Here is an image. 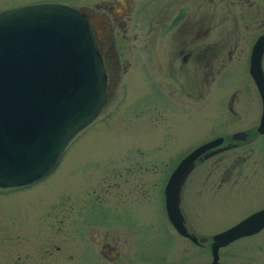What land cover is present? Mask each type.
Segmentation results:
<instances>
[{
  "label": "flooded vegetation",
  "instance_id": "obj_1",
  "mask_svg": "<svg viewBox=\"0 0 264 264\" xmlns=\"http://www.w3.org/2000/svg\"><path fill=\"white\" fill-rule=\"evenodd\" d=\"M67 5L83 12L90 26L106 75V103L112 105L111 112L125 104L140 117L154 113L152 117L161 122V139L174 134L166 120L165 104L171 112L187 114L188 122L197 117L196 111L207 112L223 128L190 142L200 141L174 162L172 170L194 148L216 141L194 159L180 183L179 212L165 211L166 183L158 186L156 198L163 211L158 212L153 238L162 247L160 258L146 257L144 228L135 238L127 221L121 240L124 248L111 238L98 237L92 239L97 248L78 246L76 259L64 255L63 263L264 264V219L257 214L264 209V199L254 203L243 200L251 192L264 197L259 92L264 86V43L257 66L254 63L255 76L251 71V59L264 41V0H92L90 4ZM84 7L89 8V14ZM149 89L155 90V97ZM138 90L143 91L142 100L128 101ZM169 115L175 121L176 116ZM145 128L158 134L157 127ZM119 189L118 183L106 185L98 188L93 198L99 200L111 190L117 197L123 195V202L128 197L127 202L129 191L124 187L121 194ZM187 194H201L204 206L216 204L218 209H192L185 205ZM101 210L96 208L92 215L104 221L114 219V213ZM126 215L129 220V213ZM174 216L176 219L170 220ZM206 224L210 226L206 228ZM196 250H201L204 258L195 260Z\"/></svg>",
  "mask_w": 264,
  "mask_h": 264
},
{
  "label": "rangeland",
  "instance_id": "obj_2",
  "mask_svg": "<svg viewBox=\"0 0 264 264\" xmlns=\"http://www.w3.org/2000/svg\"><path fill=\"white\" fill-rule=\"evenodd\" d=\"M45 1L80 6L92 0H0V9ZM83 9L89 14V8ZM123 91L121 89L126 98ZM149 93L155 97L154 89H149ZM127 98L140 101L143 91H135L133 97ZM111 106L105 103L99 115L74 135L58 164L47 175L25 186L1 189L0 264H64V255L72 254L71 261L76 259L78 246L97 248L92 239L98 237L111 238L121 245L127 221L135 238L139 229L144 228L142 245L146 247V257L160 258L162 247L153 238L160 220L158 212L163 211L156 198L158 186L165 183L177 158L200 141L190 142L220 131L223 126L202 111H196L197 117L188 122L187 114L171 112L165 104L166 120L174 134L173 138L161 139V122L152 117L154 113L140 117L125 104L118 106L115 112H111ZM134 106L137 110L139 103ZM169 114L176 116L175 121ZM144 124L157 127L158 134L147 128L143 130ZM112 183L120 185L121 194L124 187L129 191L127 202L128 197L124 203L123 195L117 197L111 190L99 200L93 198L98 188ZM187 195L185 205L192 209L209 212L218 209L216 204L204 206L201 194ZM261 199L264 197L254 192L243 197L247 203ZM96 208L114 213V219L104 221L93 216ZM193 258H204L201 250H196Z\"/></svg>",
  "mask_w": 264,
  "mask_h": 264
},
{
  "label": "water",
  "instance_id": "obj_3",
  "mask_svg": "<svg viewBox=\"0 0 264 264\" xmlns=\"http://www.w3.org/2000/svg\"><path fill=\"white\" fill-rule=\"evenodd\" d=\"M263 43L251 59L253 76ZM105 85L101 56L83 12L53 2L1 10L0 187L47 175L69 140L98 115L106 101ZM259 92L264 126V86ZM215 142L194 148L171 171L164 187L166 212H179L180 183L194 159ZM257 214L264 219V209Z\"/></svg>",
  "mask_w": 264,
  "mask_h": 264
}]
</instances>
